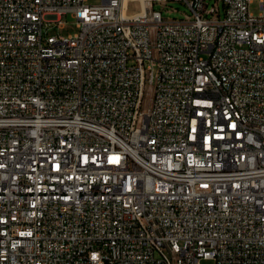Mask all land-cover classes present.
Listing matches in <instances>:
<instances>
[{
    "label": "built area",
    "instance_id": "1",
    "mask_svg": "<svg viewBox=\"0 0 264 264\" xmlns=\"http://www.w3.org/2000/svg\"><path fill=\"white\" fill-rule=\"evenodd\" d=\"M89 1L0 0V264H264V0Z\"/></svg>",
    "mask_w": 264,
    "mask_h": 264
},
{
    "label": "rangeland",
    "instance_id": "2",
    "mask_svg": "<svg viewBox=\"0 0 264 264\" xmlns=\"http://www.w3.org/2000/svg\"><path fill=\"white\" fill-rule=\"evenodd\" d=\"M208 2L212 6L215 4L216 0H209ZM99 3H100L99 0H90L88 4L95 5ZM136 8H137V4H132L131 9L135 10ZM250 8H251V12L254 13L255 15H258L261 12L260 2L258 0L253 2ZM155 9L161 10L163 18L170 20L175 18L181 19L184 17L183 16L184 13H188L187 7L178 2L169 3L167 7L157 4L155 5ZM65 21H66L65 26L62 29L54 27L51 33L53 35L68 36L70 34H75L76 32H78L79 29L77 27V22L74 17L68 15L65 18Z\"/></svg>",
    "mask_w": 264,
    "mask_h": 264
},
{
    "label": "bare ground",
    "instance_id": "3",
    "mask_svg": "<svg viewBox=\"0 0 264 264\" xmlns=\"http://www.w3.org/2000/svg\"><path fill=\"white\" fill-rule=\"evenodd\" d=\"M137 1H138L136 3L137 4V8L135 9L134 12H135V14H142L145 11L146 4H145L144 0H137ZM127 2H128V0L125 1L126 5H127Z\"/></svg>",
    "mask_w": 264,
    "mask_h": 264
}]
</instances>
